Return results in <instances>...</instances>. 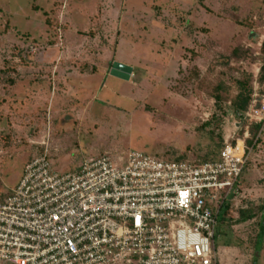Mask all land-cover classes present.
<instances>
[{
	"label": "rangeland",
	"instance_id": "1",
	"mask_svg": "<svg viewBox=\"0 0 264 264\" xmlns=\"http://www.w3.org/2000/svg\"><path fill=\"white\" fill-rule=\"evenodd\" d=\"M115 61L133 67L127 81L110 74ZM61 63L65 76L98 79L55 104L40 84L54 91ZM263 69L264 0H0V202L45 148L60 172L103 153L219 157L242 135V124L231 134L239 82L264 94ZM229 210L214 244L239 255L217 264H264V234L254 256L264 205L238 229Z\"/></svg>",
	"mask_w": 264,
	"mask_h": 264
},
{
	"label": "built area",
	"instance_id": "2",
	"mask_svg": "<svg viewBox=\"0 0 264 264\" xmlns=\"http://www.w3.org/2000/svg\"><path fill=\"white\" fill-rule=\"evenodd\" d=\"M239 124L242 135L226 138L215 160L128 151L60 172L45 148L0 202V264H217L218 216L245 196L246 164H264L263 93L251 95L231 134Z\"/></svg>",
	"mask_w": 264,
	"mask_h": 264
},
{
	"label": "crops",
	"instance_id": "3",
	"mask_svg": "<svg viewBox=\"0 0 264 264\" xmlns=\"http://www.w3.org/2000/svg\"><path fill=\"white\" fill-rule=\"evenodd\" d=\"M79 10H81V9H79ZM80 15H78V17H80ZM82 18H83L81 20L82 23L80 24V23L74 21L73 18L70 17V21L73 23L72 26L76 27L79 24L81 26L83 24V21H84V17H82ZM75 30L76 29H74L73 31H71L69 33L68 37L70 39L74 38V35H75L74 31ZM52 56L53 55H49L45 61L41 62L40 68H45L48 71H50L52 69L51 64H48V66H46V65L48 63L47 60L52 58ZM118 63L125 64L127 66H130L131 69H133V67L130 64H127V63L122 62V61L118 62ZM65 65L66 64H64V63H61L58 65L59 71H58V74L55 78L54 91H52V92L50 91L49 95H48V93H45V89H43L42 85L40 84V86H41L40 95H43V98H46V99L50 97L52 99V103L54 102L55 104H58L59 102L61 103L64 99L68 98L67 97L68 95H72L75 93L82 95L86 91H89L87 89V85H89L92 81H95L98 79L97 74L89 75V74L81 73V74H79L80 76H65V73L61 72L62 69H66ZM127 80H125V81H127ZM253 166H250L251 168H247V172L243 173L242 178L240 180L241 182H240L239 187H240L241 191L245 194V196L242 198L237 197L232 204H228V207H224L225 208L224 211L222 210L220 213V218H222V217H224L225 214L229 215L227 209H231V211L229 210V212H230V214H233V215L236 212L234 210L235 209L238 210L237 211V218L235 220L237 222V224L234 226V227H236V229H238V227H240L242 224H245L246 221L251 220V219H247L245 221H239V211L240 210L244 211V210L253 209L254 210V217H255L256 207L264 205V176L262 175V170L261 171L257 170L256 167H253ZM263 213H264V210H263ZM256 236L258 238L259 233H257ZM221 249H223V253L226 254L228 252L230 254V256L239 255V249L237 247L223 246ZM221 258L222 257H220L219 259H221Z\"/></svg>",
	"mask_w": 264,
	"mask_h": 264
},
{
	"label": "trees",
	"instance_id": "4",
	"mask_svg": "<svg viewBox=\"0 0 264 264\" xmlns=\"http://www.w3.org/2000/svg\"><path fill=\"white\" fill-rule=\"evenodd\" d=\"M264 70V69H263ZM216 99L219 100V97L216 96ZM249 101H250V95L248 92L247 87L242 84L241 82H239V92L236 95L235 99L232 102V108L234 110L235 113H242L243 111H245L249 105ZM259 129L258 125H254L251 128V133L254 135ZM216 158H204L202 160H215ZM178 160H183V159H178ZM254 217V210H240L239 211V221H245L247 219H252ZM262 219L264 220V214H262ZM259 228L263 231L264 230V226L260 225ZM260 230V231H261ZM257 241L258 238H257Z\"/></svg>",
	"mask_w": 264,
	"mask_h": 264
},
{
	"label": "water",
	"instance_id": "5",
	"mask_svg": "<svg viewBox=\"0 0 264 264\" xmlns=\"http://www.w3.org/2000/svg\"><path fill=\"white\" fill-rule=\"evenodd\" d=\"M130 72H131V67L130 66H127L125 64H121V63H118V62H114L113 65H112V68L110 70V74L111 75H113L115 77H118L120 79H123V80H127L129 78ZM261 225L264 226V220L263 219H262ZM263 234H264V230L263 231L261 230L259 232V236H258V240L259 241H257V245H256L257 249L255 250L254 256H258V253H259L258 247L261 246L260 242L262 241L260 239V236L263 235Z\"/></svg>",
	"mask_w": 264,
	"mask_h": 264
},
{
	"label": "flooded vegetation",
	"instance_id": "6",
	"mask_svg": "<svg viewBox=\"0 0 264 264\" xmlns=\"http://www.w3.org/2000/svg\"><path fill=\"white\" fill-rule=\"evenodd\" d=\"M247 164H248V163H247ZM247 164H246V165H247ZM227 206H228V204H226L225 207H227ZM222 210H223V209H222ZM218 222H219V221H218ZM218 222H217L216 229H215V235H216V233H217V226L219 225ZM215 235H214V239H215ZM214 249H215L216 254H218V253H217V249H216V247H215V244H214ZM221 250H222L221 253L218 254L219 256H221V255L223 254V249H221ZM219 256H218V257H219Z\"/></svg>",
	"mask_w": 264,
	"mask_h": 264
}]
</instances>
